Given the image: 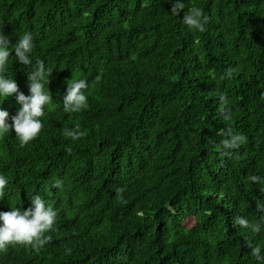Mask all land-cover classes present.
<instances>
[{
    "label": "trees",
    "instance_id": "16d2710c",
    "mask_svg": "<svg viewBox=\"0 0 264 264\" xmlns=\"http://www.w3.org/2000/svg\"><path fill=\"white\" fill-rule=\"evenodd\" d=\"M181 2L175 16L173 0H0V32L10 44L31 32L33 61L52 69L38 137L0 138V211L38 193L58 213L39 264H256L246 242L264 250V183L249 179L264 178V0ZM188 6L208 16L205 31L181 22ZM71 77L89 83L88 106L65 113ZM14 97L0 102L9 123ZM77 123L87 135L72 141ZM228 127L246 141L225 156Z\"/></svg>",
    "mask_w": 264,
    "mask_h": 264
},
{
    "label": "clouds",
    "instance_id": "9594fccd",
    "mask_svg": "<svg viewBox=\"0 0 264 264\" xmlns=\"http://www.w3.org/2000/svg\"><path fill=\"white\" fill-rule=\"evenodd\" d=\"M184 7L185 4L181 0H173L171 13L176 16ZM208 19V16L199 7L188 6L181 22L189 30L203 32L208 24ZM34 46V37L31 32L25 31L18 34L16 42L12 44H10L9 38L0 32V102L15 94V101L19 105L15 114L10 117V123L8 111L0 108V138H5L9 136L10 132H14L21 148L35 140L41 133L43 128L41 118L49 110L52 100L49 90H45L52 69L46 68L41 60L33 61ZM10 57H14L16 62L28 69L27 95L19 91L12 75L8 74ZM89 87V83L83 78L71 77L68 79L65 91L61 96L63 111L68 113L86 109L88 103L85 91ZM219 99L223 112L226 99L223 95H220ZM224 118L227 119V115ZM217 134L224 137L220 141L218 151L225 156L239 149L246 141L244 135L233 133L230 127ZM64 135L72 141H77L85 137L87 133L77 123L66 129ZM65 151L70 153L71 148L66 147ZM249 179L252 183H264V178L257 175H253ZM8 183V179L4 175H0V199H3L9 192ZM60 186L61 181L59 180L53 184V187L56 188ZM28 199L30 200L28 208L9 206L10 210L0 211V251L10 250L9 257L0 254V264H39L43 247L51 240L49 233L54 230L57 210L46 205L45 200L38 193H34ZM256 208L259 212H264V202L258 201ZM232 222L234 226L246 229L252 234L259 233L261 230L260 224L250 222L243 215L235 216ZM246 246L250 249V255L255 259L256 264H264V250L259 246H253L251 242H246Z\"/></svg>",
    "mask_w": 264,
    "mask_h": 264
}]
</instances>
